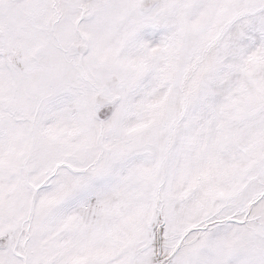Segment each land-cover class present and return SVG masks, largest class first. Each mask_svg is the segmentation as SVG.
Masks as SVG:
<instances>
[{
    "label": "snow or ice",
    "instance_id": "snow-or-ice-1",
    "mask_svg": "<svg viewBox=\"0 0 264 264\" xmlns=\"http://www.w3.org/2000/svg\"><path fill=\"white\" fill-rule=\"evenodd\" d=\"M0 264H264V0H0Z\"/></svg>",
    "mask_w": 264,
    "mask_h": 264
}]
</instances>
